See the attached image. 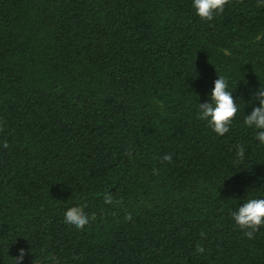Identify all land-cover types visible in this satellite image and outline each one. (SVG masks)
Returning a JSON list of instances; mask_svg holds the SVG:
<instances>
[{
    "label": "trees",
    "instance_id": "1",
    "mask_svg": "<svg viewBox=\"0 0 264 264\" xmlns=\"http://www.w3.org/2000/svg\"><path fill=\"white\" fill-rule=\"evenodd\" d=\"M217 76L224 136L198 117ZM260 85L258 0L211 21L191 0H0V264H264V225L232 220L264 196L243 124ZM68 207L94 218L72 228Z\"/></svg>",
    "mask_w": 264,
    "mask_h": 264
},
{
    "label": "clouds",
    "instance_id": "2",
    "mask_svg": "<svg viewBox=\"0 0 264 264\" xmlns=\"http://www.w3.org/2000/svg\"><path fill=\"white\" fill-rule=\"evenodd\" d=\"M226 0H191V8L194 14L203 21H211L214 15L223 11ZM260 5H264V0H258ZM233 91L228 90V84L223 76H217L213 81L211 90L206 94L205 102L198 104V117L205 121L207 126L217 136H224L229 131V124L238 111L236 100L233 99ZM254 103L251 112L244 115L243 124L255 129L254 139L260 145H264V86H259L254 94ZM258 106H255L257 105ZM4 147H7L5 144ZM235 155L243 157V147L237 145ZM169 161L171 157L165 155L162 158ZM264 181V177L258 178ZM105 204H112L113 197L110 193H105L103 197ZM94 217L85 213L82 207H68L63 213V222L77 230L84 228ZM232 220L240 229L247 231L244 235L252 238L253 232L259 226L264 225V196L249 197L245 199L234 212ZM195 251L202 253L204 249L197 246ZM25 249H18V255L14 258L15 264L23 261Z\"/></svg>",
    "mask_w": 264,
    "mask_h": 264
}]
</instances>
